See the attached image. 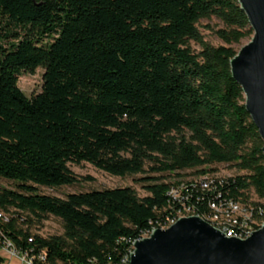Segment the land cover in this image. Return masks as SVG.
Instances as JSON below:
<instances>
[{
    "label": "trees",
    "instance_id": "1",
    "mask_svg": "<svg viewBox=\"0 0 264 264\" xmlns=\"http://www.w3.org/2000/svg\"><path fill=\"white\" fill-rule=\"evenodd\" d=\"M212 18L222 46L199 31ZM252 35L236 0H0V179L14 185L0 188L6 238L50 264L117 263L179 207L167 193L185 172L216 175L217 165L239 172L224 179V196L263 202V143L229 65L232 45ZM36 68L41 88L27 98L17 76ZM81 163L149 174L140 179L148 195L38 194L79 183L68 164ZM47 216L62 235H31Z\"/></svg>",
    "mask_w": 264,
    "mask_h": 264
},
{
    "label": "water",
    "instance_id": "2",
    "mask_svg": "<svg viewBox=\"0 0 264 264\" xmlns=\"http://www.w3.org/2000/svg\"><path fill=\"white\" fill-rule=\"evenodd\" d=\"M252 29L251 39L230 60L233 80L263 143L264 0H236ZM129 264H264V222L245 240L226 238L197 216L178 219L134 242Z\"/></svg>",
    "mask_w": 264,
    "mask_h": 264
},
{
    "label": "built area",
    "instance_id": "3",
    "mask_svg": "<svg viewBox=\"0 0 264 264\" xmlns=\"http://www.w3.org/2000/svg\"><path fill=\"white\" fill-rule=\"evenodd\" d=\"M224 179L217 175H205L198 178L186 179L177 186L169 189L167 195L179 204L174 212L152 227L143 237H148L152 230L167 229L178 219L197 216L223 234L226 238L245 240L257 231L264 222V201L254 205L242 202L221 192ZM199 204V212L194 203ZM9 221V215L0 209V225ZM141 239H136L139 241ZM134 241V242H136ZM132 242V244L134 243ZM131 244L127 253L114 264H129L133 252ZM0 252L6 257V262L0 264H50L44 251L34 252L33 249L19 250L2 233L0 227ZM2 258V257H1ZM85 264H99L95 259H88Z\"/></svg>",
    "mask_w": 264,
    "mask_h": 264
},
{
    "label": "rangeland",
    "instance_id": "4",
    "mask_svg": "<svg viewBox=\"0 0 264 264\" xmlns=\"http://www.w3.org/2000/svg\"><path fill=\"white\" fill-rule=\"evenodd\" d=\"M221 26V23L214 18L200 21L199 31L202 34L204 41L214 47L224 45V43L214 34V31L218 28H221ZM248 41V39H243L239 44L232 45V48L235 52H238L240 48ZM190 45L195 52L200 51V46L198 44L191 42ZM42 73V68H36L32 73L21 72V74L17 76L16 85L18 89L24 94V96L29 98L40 91ZM68 168L80 179L79 183L72 186H61L56 188L37 186L36 191L38 194L64 199L67 195L73 193L130 187L140 198L148 195L144 189L145 183L141 182L140 179L145 176H149V174H137L122 178L97 170L88 163H81L79 165L68 164ZM216 169L217 177L222 179L234 177L239 174L235 168L227 165H217ZM191 172L192 171L185 172L183 174L184 178L191 179ZM0 188L14 189V185L10 181L0 179ZM19 226L21 225L19 224ZM21 227L25 229V226ZM28 232L31 235H37L41 238H48L62 235L63 227L61 221L58 218L47 216L40 222L33 221L28 227ZM0 256L3 259V262H6V257L4 254L0 252Z\"/></svg>",
    "mask_w": 264,
    "mask_h": 264
}]
</instances>
